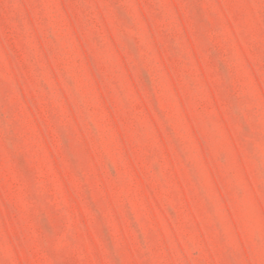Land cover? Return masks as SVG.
Here are the masks:
<instances>
[{
	"label": "rangeland",
	"instance_id": "rangeland-1",
	"mask_svg": "<svg viewBox=\"0 0 264 264\" xmlns=\"http://www.w3.org/2000/svg\"><path fill=\"white\" fill-rule=\"evenodd\" d=\"M0 264H264V0H0Z\"/></svg>",
	"mask_w": 264,
	"mask_h": 264
}]
</instances>
